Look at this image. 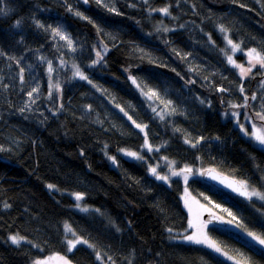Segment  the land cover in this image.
Instances as JSON below:
<instances>
[{
  "label": "trees",
  "instance_id": "obj_1",
  "mask_svg": "<svg viewBox=\"0 0 264 264\" xmlns=\"http://www.w3.org/2000/svg\"><path fill=\"white\" fill-rule=\"evenodd\" d=\"M229 39L264 54V0H0V264H233L174 240L189 216L166 164L200 169L189 191L235 217L209 228L220 254L264 264L239 233L264 234V202L202 180L214 169L264 193V149L225 118L262 95L264 69L243 79ZM65 223L89 246L69 252Z\"/></svg>",
  "mask_w": 264,
  "mask_h": 264
},
{
  "label": "rangeland",
  "instance_id": "obj_2",
  "mask_svg": "<svg viewBox=\"0 0 264 264\" xmlns=\"http://www.w3.org/2000/svg\"><path fill=\"white\" fill-rule=\"evenodd\" d=\"M235 44V43H233ZM227 50H228V57H232V60L235 61V65H242L243 66V69L245 70L244 73L242 74V69L239 68V67H236L233 63H230L231 65H233L234 67L237 68V71L239 72V74L241 75V77L243 79H248L252 76L253 74V71L256 70V69H261L263 70L264 68H261L259 64L256 65V67H254L252 69L251 72H247L246 69L248 67H250V64L248 63V60H249V57L248 55H246V52H240V50H236L235 52H233L232 50V46L227 42ZM236 53H239V54H236ZM234 55H244V58L241 59V60H238ZM253 63H255V61H253ZM245 97H247V95H245ZM255 99H252V103H251V106L254 110L255 113H264V85H263V90H262V95L260 97H257V96H254ZM250 103L247 102V106H245V101L244 102H239V103H236L234 101V99L229 103L230 106L234 107V105H236V107H241V106H244L245 108H243L241 111H234V110H230L226 113L225 115V118H232L233 121H234V124L235 126L238 128V130L240 131V133L246 138L248 139L249 141L252 142V144L254 146H256L257 148H260V149H264V145H261L258 141H256L253 136H252V130H253V125L255 124L258 128H261L262 130H264V126L262 124L263 121H261L259 118H257L256 116V119L257 121L253 118V117H250L249 114L245 111L246 108L249 112H251V106H250ZM243 111V113H241ZM139 125V124H138ZM241 125L244 126L245 129L248 130V134H245L244 131H241ZM141 127L138 128L136 126V129L138 131H140L142 134H145V126L144 125H140ZM143 129V130H141ZM147 141V140H146ZM145 141V142H146ZM148 151L149 150V147L147 146L146 148ZM128 153H135L133 151H122V155L126 158H130V159H135L138 157V154L137 156H131V155H128ZM163 166V163L161 165H158L156 167V173L159 175V169L160 167ZM166 166V171H169L171 172V175L169 177H178L180 178L182 181H183V184H184V189H183V194H182V200H183V204L188 212V216H189V221L192 220L194 223L197 222V217H199V221H204V222H207V220H205L204 218V215L203 214H210V213H216L220 216H222L224 219H227V220H230L232 221L233 225L235 226L237 223L235 217L231 214L229 215L230 212H227L226 214H222L223 212L225 211H222L224 208H222L221 206L217 207V205L214 203V202H210V200H203L199 197H196L194 195H192V193L189 191L188 189V181L193 177H200L201 174H200V169H197L196 171L192 168H182V169H191L192 170V174H188V172H183L182 169H179V170H176V167L174 166V168L172 167L170 169V166H168V164L165 165ZM173 172H179L180 175H173L172 173ZM153 174V173H152ZM185 176H187V180H185ZM249 191H251L252 189L248 188ZM251 200H256L258 203L261 201L255 197H253ZM186 202L189 206H191V213L189 212V208L186 207ZM264 202V201H262ZM204 206V207H201V206ZM65 225H68L71 229V231H66L65 229ZM212 226L211 222L207 223V226L203 229L204 233L207 235V237L209 238L210 241H213L215 242V244L219 247V245L216 243V241L214 239H212V237L210 236L209 234V228ZM188 230V231H187ZM187 230L185 232H182V233H179L175 236L174 240L175 241H178V242H181V243H184V244H193V245H199V246H202V247H205L211 251H213L214 253L220 255L221 257H223L224 259H226L227 261L233 263V264H237V261L235 258L231 257L228 253L224 252L223 253L227 256L224 257L220 254V252H222V249L221 251L218 253L216 252L213 248H210L207 246V244H196L194 242H190V241H187L184 239L185 236H189V235H193L194 232H196V229L193 228V227H189V223H188V227H187ZM64 233L66 235V242L68 240H72V241H76L77 239H79L81 242L80 243H76L75 244V247L79 246V245H87L89 246L87 243H83V241H85L84 239L73 235L74 231L73 229L71 228L70 224L69 223H65L64 224ZM239 233L244 236L246 239H248L249 241H251L252 243H254L255 245H257L258 247H260L261 249L264 250V246H261L259 245L256 241H254L250 236H248V234L242 230H239ZM12 236H18V235H12ZM11 236V237H12ZM26 239L23 238L21 242H25ZM20 242V243H21ZM68 245V243H67ZM73 247L71 251H69V245H68V251L69 252H72L73 249L75 248ZM231 257V259L234 260V262L230 261L228 258ZM37 262H40V264H72L66 256L64 255H60V256H52V257H48L46 258L44 261H36L34 262L33 264H37Z\"/></svg>",
  "mask_w": 264,
  "mask_h": 264
},
{
  "label": "snow or ice",
  "instance_id": "obj_3",
  "mask_svg": "<svg viewBox=\"0 0 264 264\" xmlns=\"http://www.w3.org/2000/svg\"><path fill=\"white\" fill-rule=\"evenodd\" d=\"M99 2V0H98ZM85 3H87V0H85ZM162 11H164L165 13H167V9H162ZM77 15H80V13H77ZM20 21H17V24H19ZM40 27H43V25H38ZM221 31H225V29H223V27H221ZM53 32L60 36L61 39L66 40L68 45L71 46L72 45V40L67 37L66 35H64L63 33H61V31L59 29H53ZM227 39V37H226ZM228 43L232 46V50L233 52H235L236 50H238L240 48L239 44H233V42L229 39ZM246 55H248L249 60L248 63L250 64V67H248L246 69L247 72H251L252 69L254 67H256L257 64L260 65L261 68H264V54H262L261 52H258L256 49H250ZM97 56L100 57V53L97 52ZM102 58V57H101ZM229 62L233 63L235 65V61L232 60V57H228ZM253 61H255V63H253ZM95 63V62H94ZM236 67H239L242 69V74L244 73V69L242 65H235ZM49 72H52L53 69L51 67V63H49ZM76 75L80 76L81 79H87L86 76L83 75L82 72H80L79 68L77 67L76 69ZM136 81L133 80V83H135ZM241 92H243V88H241ZM147 95V94H146ZM157 95L155 92L152 93V95L149 96V99L152 98V96ZM29 96H31V93H29ZM247 97H245V106H247ZM252 99H255V97H252ZM234 107H236V105H234ZM153 111H155V109H153ZM257 118H259L261 121H264V113H256ZM138 128H140V125H136ZM143 130V129H141ZM241 131H244L245 134H248V130L244 128L243 125H241ZM252 136L253 138L258 141L261 145H264V130H262L261 128H258L255 124L253 125V130H252ZM149 150H151V146L149 145ZM128 155L131 156H137L136 153H128ZM138 158H142V157H138ZM152 173L154 175H157V179L160 180H165L167 181L168 177L167 176H160L156 173V169L152 168L151 169ZM184 171V170H182ZM186 171L191 172V169H186ZM173 175H180L179 172H173ZM216 177H213V179H215ZM185 180H187V176H185ZM235 183V182H234ZM240 186L239 187H233V184H229V187H233V191H237L239 192L240 195L245 196L247 199L251 200L253 197L264 201V193L256 190L255 188H253L251 191L248 190V185L246 182L241 181L239 182ZM49 188H52V185L48 186ZM76 199L80 200L82 199V196L77 194L76 195ZM186 207L189 208V212L191 213L192 209L191 206H189L186 202ZM201 207H204L203 205ZM217 207H219L217 205ZM224 211H227V209H225ZM229 215H231V213H229ZM210 221L204 222V221H199V217H197V222L194 223L192 220L189 221V227H193L196 229V232L193 233V235H189V236H185L184 239L190 242H194L196 244H207L208 247L213 248L216 252H220L221 249L215 244V242L210 241L209 238L207 237V235L204 233L203 229L207 226V223H209ZM232 221H228V223H231ZM65 229L66 231H71L70 227L68 225H65ZM248 236H250L254 241H256L259 245L264 246V234H257L255 232H251L249 231ZM73 235H75V233H73ZM11 241L15 244L20 243V241L23 239V237H19V236H12L10 237ZM81 241L79 239H77L75 242L72 240H68L67 243L69 245V251L72 250L73 247H75L76 243H80ZM83 243H87V241H83ZM97 259H101V256L99 253H97ZM109 259H111L109 257ZM229 259H231V257H229ZM37 264H40V262H37ZM67 264V262H66ZM237 264H250V262L246 259L243 258L239 261H237Z\"/></svg>",
  "mask_w": 264,
  "mask_h": 264
},
{
  "label": "water",
  "instance_id": "obj_4",
  "mask_svg": "<svg viewBox=\"0 0 264 264\" xmlns=\"http://www.w3.org/2000/svg\"><path fill=\"white\" fill-rule=\"evenodd\" d=\"M99 49H100V55L102 57L100 58V60H102L107 55L110 49L108 47H103L101 45H99ZM213 177L216 178L213 179ZM202 180L204 182H210L213 187L223 192H226L227 194L233 197L247 200V198L245 196L240 195L239 192L233 191V187H239L240 186L239 182H241L240 180L234 177L220 173L214 169L207 168L202 171ZM229 184H233V187H229L228 186ZM205 220L210 221L211 223L216 224L218 226H227V223L218 214L210 213L205 216Z\"/></svg>",
  "mask_w": 264,
  "mask_h": 264
},
{
  "label": "bare ground",
  "instance_id": "obj_5",
  "mask_svg": "<svg viewBox=\"0 0 264 264\" xmlns=\"http://www.w3.org/2000/svg\"><path fill=\"white\" fill-rule=\"evenodd\" d=\"M179 169H182V168H179ZM179 169H177V167H176V170H179ZM182 170H184L183 172H186V169H182ZM188 172V171H187ZM188 174H192V171L191 172H188ZM232 177V176H231ZM234 178H236V177H234ZM236 179H238V178H236ZM239 180V179H238ZM206 183H208V184H210V185H212L210 182H206ZM227 212H230V211H225V212H223L222 214H226ZM222 217V216H221ZM222 219L227 223V226L228 225H232V222L231 223H228V221H230V220H227V219H224L223 217H222ZM239 261V260H238Z\"/></svg>",
  "mask_w": 264,
  "mask_h": 264
},
{
  "label": "flooded vegetation",
  "instance_id": "obj_6",
  "mask_svg": "<svg viewBox=\"0 0 264 264\" xmlns=\"http://www.w3.org/2000/svg\"><path fill=\"white\" fill-rule=\"evenodd\" d=\"M204 216L206 215V214H203Z\"/></svg>",
  "mask_w": 264,
  "mask_h": 264
}]
</instances>
